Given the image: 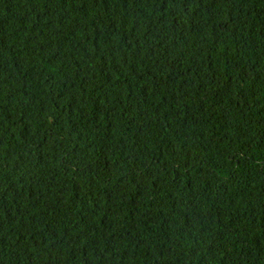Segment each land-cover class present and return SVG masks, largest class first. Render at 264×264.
Instances as JSON below:
<instances>
[{"label": "trees", "instance_id": "16d2710c", "mask_svg": "<svg viewBox=\"0 0 264 264\" xmlns=\"http://www.w3.org/2000/svg\"><path fill=\"white\" fill-rule=\"evenodd\" d=\"M0 264H264V0H0Z\"/></svg>", "mask_w": 264, "mask_h": 264}]
</instances>
